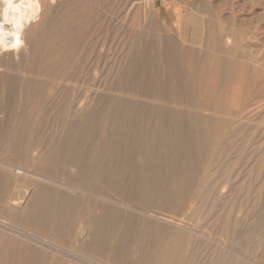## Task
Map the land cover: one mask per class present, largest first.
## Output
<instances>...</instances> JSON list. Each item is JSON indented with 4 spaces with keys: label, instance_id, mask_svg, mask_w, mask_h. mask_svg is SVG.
Wrapping results in <instances>:
<instances>
[{
    "label": "rangeland",
    "instance_id": "1",
    "mask_svg": "<svg viewBox=\"0 0 264 264\" xmlns=\"http://www.w3.org/2000/svg\"><path fill=\"white\" fill-rule=\"evenodd\" d=\"M43 5L27 43L45 40V74L23 73L45 82H22L35 90L16 103L0 86V178L3 165L25 169L8 140L31 119L27 170L55 181L33 180L31 193L72 202L75 218L58 223L71 236L61 240L10 217L4 201L24 190L12 184L0 203V251L21 250L19 264H134L139 248L173 264H264V0ZM43 19L66 31L32 27ZM146 49L184 56L180 76L193 82H167L169 69L144 61ZM213 61L233 62V76ZM83 220L94 226L89 244L106 238L102 250L75 241Z\"/></svg>",
    "mask_w": 264,
    "mask_h": 264
},
{
    "label": "bare ground",
    "instance_id": "2",
    "mask_svg": "<svg viewBox=\"0 0 264 264\" xmlns=\"http://www.w3.org/2000/svg\"><path fill=\"white\" fill-rule=\"evenodd\" d=\"M43 2L44 0H0V56H1L0 69L4 67L7 70L6 72H3L0 75V86L1 85L3 86L5 97H7L9 103L17 102L18 92L21 93V98H23V96L29 94L30 91L35 90L32 87L33 86L32 83H30L29 87L27 88L22 84V82H45L44 79L31 78L24 75L23 73V72L26 73L31 70L33 71L37 70L39 75L45 74L44 63L47 57L46 52H43V48L46 45L45 40L42 39L41 37L40 38L38 37V39L33 41L32 43L29 42L27 43V33L29 32V27L32 25L33 22L35 23L39 15L43 13L42 12L44 6ZM32 27L34 28L45 27V29H47L46 32L48 34H53L54 36L59 32H63V30L66 31V27L61 26V24L55 22L46 23L44 19L42 21H39L38 24ZM153 43L150 42L149 44H145L146 48L153 49L152 47ZM23 46H25L26 51H30L32 53V56L31 57L29 56L30 58H28V60H24L23 58L18 59L19 56L18 52L23 48ZM52 46L53 48H55L54 45ZM147 49L143 51L144 61L147 60L149 64L152 67H154V69L157 66L161 68L163 65L166 69H169V72L167 70V72L164 73L165 77L168 78L167 82H175V79H177L178 82H185L186 86L189 85L188 82H193L192 80H194V78L190 79L185 77V75L183 76L185 78H182L180 76L181 73L179 71H181L182 64L185 61L184 56L181 55L179 56L173 50L169 49L165 58L160 59L157 57V54L153 50L151 51L153 53L149 52L148 54ZM136 58L137 59L134 60V63H136L139 60V57ZM15 59L16 61H14ZM12 61H14L16 64L15 69L10 68L9 66L11 63L8 62H12ZM140 61L141 59L138 62ZM212 66L215 67L217 74L222 76L225 75L227 77L232 75L235 68L233 62L232 63L221 62L220 64H217L216 62L213 61ZM38 86L39 87L37 88V92L39 93L44 89V86L43 84L42 86L41 85ZM211 123L212 122H208L206 124L210 125ZM33 124L34 123L31 119H24L19 126V128L23 129V133H22L23 135L20 136L18 130H15L14 132H10L8 141L12 147L11 149L12 155L17 157L19 160L23 162V164H25L24 165L25 169L23 171H20L18 167L7 164L3 165L4 169L6 168L8 175H4L2 178H0V203L2 197L4 196L3 194L5 190L8 188V186L12 184L16 186H20L21 190L24 189L22 192L20 191L21 192L20 196H18L17 198L15 197L8 198V200L4 201V204L9 207L10 217H17L16 219L25 218L27 221H30V223H33L34 226L41 228L40 229L41 231L42 229H51L53 232L59 234L57 235L58 238H60L61 240H65L66 238L69 237L71 238V236L66 231L60 229L59 226L61 223H64L66 220L73 221V219L75 218V213L71 212V209L73 207V204H71L72 202L63 200L58 203L54 201L56 202L54 203L50 198L51 196L47 197L45 196L46 194L45 195L36 194L35 192L31 193L34 190H32V186L30 182L33 180H38V181L42 180L45 182L55 183V181L50 176L42 175L38 173V170L34 169V171L35 172L37 171V173L27 170V168L28 169L30 168L28 167L27 163L31 162L32 160L30 159V161L28 162L29 160L28 158L30 155L26 147L29 144V139L26 134L29 131H31V129L33 130L35 128L33 127L34 126ZM64 159L67 160V158ZM68 161L69 164L71 165L70 159H68ZM54 220L56 221V224L53 223ZM98 222L99 220H96L94 221V224L96 225ZM91 227L94 226L93 224L89 225V220H83L82 227L79 228L78 230L79 232H76V236L79 237L80 239L78 240L76 238L75 241L79 243L82 241L80 245L83 247L88 245V247L92 246L97 250H102L106 242V238L103 239L100 237L99 238L94 237L95 240L91 241L90 244L89 242L86 241L87 240L86 238L90 236L89 228ZM94 234L95 233H93V235ZM1 246H3V243ZM10 246L8 248L13 249V247ZM20 252L21 250L2 251L1 249L0 264L21 263L18 260V257L20 256ZM138 253H140V255L138 256V259L134 264H173L169 261L167 254L162 252L161 250L150 252L143 248L142 249L139 248ZM29 257L30 258L27 259V264H36L37 262L40 261L39 256H29Z\"/></svg>",
    "mask_w": 264,
    "mask_h": 264
}]
</instances>
